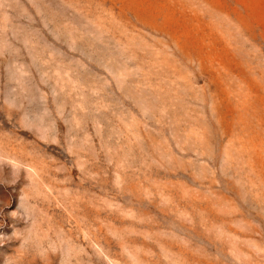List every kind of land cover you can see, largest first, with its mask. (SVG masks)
<instances>
[{
	"label": "rangeland",
	"instance_id": "rangeland-1",
	"mask_svg": "<svg viewBox=\"0 0 264 264\" xmlns=\"http://www.w3.org/2000/svg\"><path fill=\"white\" fill-rule=\"evenodd\" d=\"M0 264H264V0H0Z\"/></svg>",
	"mask_w": 264,
	"mask_h": 264
}]
</instances>
